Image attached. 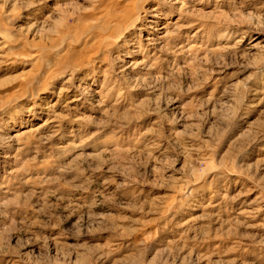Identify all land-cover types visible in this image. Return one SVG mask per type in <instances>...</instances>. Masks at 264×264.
<instances>
[{
    "label": "rangeland",
    "instance_id": "374dc122",
    "mask_svg": "<svg viewBox=\"0 0 264 264\" xmlns=\"http://www.w3.org/2000/svg\"><path fill=\"white\" fill-rule=\"evenodd\" d=\"M0 264H264V0H0Z\"/></svg>",
    "mask_w": 264,
    "mask_h": 264
},
{
    "label": "bare ground",
    "instance_id": "6f19581e",
    "mask_svg": "<svg viewBox=\"0 0 264 264\" xmlns=\"http://www.w3.org/2000/svg\"><path fill=\"white\" fill-rule=\"evenodd\" d=\"M137 1H138V0H137ZM155 16H156V15H155ZM138 17H139V16L135 17V18L133 19V22H137ZM133 24H135V23H133ZM113 25H117V24L115 23V24H113ZM155 28H156L155 30H158V29L162 28V26H160V27H155ZM128 56H129V55H128Z\"/></svg>",
    "mask_w": 264,
    "mask_h": 264
}]
</instances>
